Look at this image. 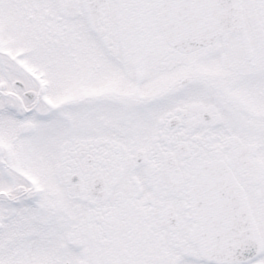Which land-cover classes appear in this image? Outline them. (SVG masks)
I'll return each instance as SVG.
<instances>
[{"label":"snow or ice","instance_id":"obj_1","mask_svg":"<svg viewBox=\"0 0 264 264\" xmlns=\"http://www.w3.org/2000/svg\"><path fill=\"white\" fill-rule=\"evenodd\" d=\"M0 264H264V0H0Z\"/></svg>","mask_w":264,"mask_h":264}]
</instances>
